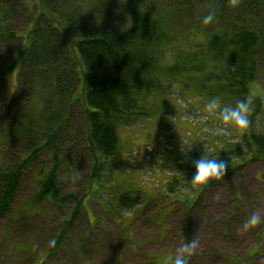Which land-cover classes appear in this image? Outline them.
<instances>
[{"label":"trees","instance_id":"1","mask_svg":"<svg viewBox=\"0 0 264 264\" xmlns=\"http://www.w3.org/2000/svg\"><path fill=\"white\" fill-rule=\"evenodd\" d=\"M72 1L0 0V48L3 41L18 40L0 80L6 83L8 71L19 63L15 90L6 101L0 97V113L15 112L14 119L3 121L0 135H8L18 149L17 164L0 169V218L10 209L20 175L41 153L51 150L49 166L35 176L40 184L34 196L63 203L70 193L58 194V178L70 151L90 163L88 176L98 181L117 157L120 127L163 122L177 95L189 102L196 98L201 106L212 95L234 102L252 95L249 83L264 73V0H84L83 16L101 17L102 27L94 33L85 30L78 9H68ZM209 12L215 22L205 25ZM14 14L25 17L19 31L8 28ZM4 90L0 84L1 95ZM252 96L250 127L240 134V143L220 149L222 138L211 140L207 133H215V117L191 124L196 136L207 134L212 150L229 165L223 179L246 160L264 157V96ZM78 103L82 126L75 127L70 122ZM16 119L15 126L8 124ZM174 160L169 193L189 187L195 171ZM67 162V167L74 164ZM86 192L63 220L65 228ZM193 202L186 204L188 213ZM181 232L187 237L184 224Z\"/></svg>","mask_w":264,"mask_h":264},{"label":"rangeland","instance_id":"2","mask_svg":"<svg viewBox=\"0 0 264 264\" xmlns=\"http://www.w3.org/2000/svg\"><path fill=\"white\" fill-rule=\"evenodd\" d=\"M32 1L27 0L29 4ZM85 2L73 0L68 9H78L85 30L97 32L102 27L101 17H84ZM15 16L9 18L8 28L19 31L25 17ZM17 43V38L2 42L0 70ZM18 65L14 64L8 71L6 83L0 80L5 87L0 94L3 101L15 90ZM251 82V94L264 96L263 70ZM176 97L182 99L180 95ZM185 101L188 107L183 109L171 98L167 104L171 115L165 114L161 118L163 122L150 119L120 127L117 157L104 166L99 183L88 176L90 163L75 159V152L70 151L72 155L67 157L66 164L63 160L65 168L60 169L58 178L61 189L58 194L70 193L63 203L50 196L39 200L34 196L40 184L37 172L49 166L51 150L41 153L20 175L10 209L0 218V264H144L145 260L151 264H170L173 252L192 239L200 243L189 264H264V224L241 230L244 219L253 212L264 218V157L246 160L238 171L215 182L209 190L206 187L188 193L167 191L173 179L171 169H177L170 168L174 157L187 170L194 169V162L214 148L210 141L217 136L207 133L210 140L206 133L195 135L191 124L196 125L203 118V106L196 98ZM80 111L78 103L71 126H82ZM14 115V111L7 114L2 111L0 127H4L3 121L14 119ZM8 124L15 126L17 119ZM77 139L80 142V136ZM69 160L74 164L67 167ZM17 162L18 149L8 135H0V169L14 167ZM85 192L82 208L65 228L63 220L70 217ZM121 196L126 197L124 203L120 202ZM130 199L136 202L124 205ZM192 202L194 207L188 213L186 204ZM166 223L171 228L165 240ZM183 224L187 237L181 232ZM159 250L165 253L154 263ZM119 252L126 258H118Z\"/></svg>","mask_w":264,"mask_h":264},{"label":"clouds","instance_id":"3","mask_svg":"<svg viewBox=\"0 0 264 264\" xmlns=\"http://www.w3.org/2000/svg\"><path fill=\"white\" fill-rule=\"evenodd\" d=\"M215 22V13L209 12L203 16L202 23L208 25ZM254 98L248 95L237 99L234 102H227L222 95H212L203 104V111L208 117H215V134L222 138L220 149L226 146L235 145L241 142L240 134L246 132L251 123V115L254 111ZM181 108L188 107L187 102L179 99ZM191 144L187 145L190 146ZM228 164L218 158V151L207 150L199 159L194 162V174L189 182V187L184 190L191 192L193 189L206 188L213 182L223 180ZM264 224V218L260 214L253 212L248 215L242 225L241 230L247 231ZM199 240L192 239L184 242L176 251L170 264H189L199 248Z\"/></svg>","mask_w":264,"mask_h":264},{"label":"crops","instance_id":"4","mask_svg":"<svg viewBox=\"0 0 264 264\" xmlns=\"http://www.w3.org/2000/svg\"><path fill=\"white\" fill-rule=\"evenodd\" d=\"M170 228H171V226H170V224H168V223H166V231L164 232V236H165V240H166V235H167V232H169V230H170ZM137 250V249H136ZM138 252H140V250H138ZM161 253H165L164 252V250H159V251H157V253H155V256H154V258L155 257H157L156 258V260L155 261H153L154 263L157 261V259H159V255L161 254ZM171 254V253H170ZM175 253L173 252V255H174ZM119 256H118V258H122V259H124V258H126L125 257V255H121V252H119V254H118ZM166 255V254H165ZM172 255V254H171ZM148 257H150L149 255H147ZM167 256V255H166ZM151 258V257H150ZM163 260V259H162ZM164 261V260H163ZM142 262H144V264H151L152 262H150V261H147V260H145V261H142ZM126 263V262H125Z\"/></svg>","mask_w":264,"mask_h":264},{"label":"bare ground","instance_id":"5","mask_svg":"<svg viewBox=\"0 0 264 264\" xmlns=\"http://www.w3.org/2000/svg\"><path fill=\"white\" fill-rule=\"evenodd\" d=\"M263 49V48H262Z\"/></svg>","mask_w":264,"mask_h":264}]
</instances>
